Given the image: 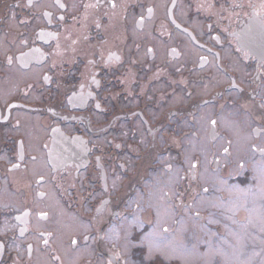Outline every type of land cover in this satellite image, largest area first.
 Segmentation results:
<instances>
[{"label": "flooded vegetation", "instance_id": "af4514ba", "mask_svg": "<svg viewBox=\"0 0 264 264\" xmlns=\"http://www.w3.org/2000/svg\"><path fill=\"white\" fill-rule=\"evenodd\" d=\"M222 160L264 161V0H0V264H186L152 243L193 221L251 253L255 205L237 240L200 206Z\"/></svg>", "mask_w": 264, "mask_h": 264}, {"label": "rangeland", "instance_id": "374dc122", "mask_svg": "<svg viewBox=\"0 0 264 264\" xmlns=\"http://www.w3.org/2000/svg\"><path fill=\"white\" fill-rule=\"evenodd\" d=\"M249 156L252 154H249V151L246 150ZM244 155V154H242ZM223 162L225 160H222L220 163V166H218L217 169L214 170H209V181L208 184L212 189V195H209L207 203L205 204L204 202L200 206H208L209 208V227L212 230V234L215 232V229L212 228L215 227V225L220 222V221H225L229 228H230V235L229 237L232 236L231 239H233L234 236L237 235V229L238 228H232L234 225L237 224V215H241V207H248L250 204L255 205L253 208H251V213L255 215V224H257V229L261 233H264V161L258 160L257 162H254L253 160L250 161H245L243 164H240L236 167L234 160L231 161V165L227 169H221ZM224 170V173H241L242 175H246L245 179H241L239 181L235 182L234 184H228L226 181L222 182L221 187L219 186L220 179L221 177H218L222 171ZM258 173L259 174V180H260V185H259V191L257 192L256 188L252 189L251 188V181L253 179V174L251 175L250 173ZM218 173V174H217ZM243 176V177H244ZM253 181V180H252ZM220 188V190H219ZM223 190L224 192H228L229 198L226 202V200H223L221 197L220 193ZM227 199V197H226ZM229 204L228 207L224 206L226 203ZM15 203V201H14ZM237 203L239 204L237 206ZM169 213V215H171ZM67 217H70L67 218ZM66 219L65 223H63L62 230L63 234L65 237H68L69 235L73 234L76 232V227L74 224V217L73 214H68L67 216L64 215V220ZM69 219V220H67ZM168 222L170 221L167 219ZM194 222V226L192 228V231H187L191 234V237L193 241H197V244L192 245L191 249H188L186 245L184 244H177L175 240L169 241L168 243L163 242L161 245H153V250L157 251L160 250L162 252L167 251L169 252L168 256L169 257H178L183 255V249L186 248L187 250H190L191 252V257L186 258V264H254L252 261L253 258H259V257H264V236H261L259 234H255L254 238L257 242V246H255V249L250 253H247V248L246 246H240L241 243L239 242V245H232V241L227 243L226 245H219L216 241H212V238L208 240V248L207 251H200L199 249V244H200V238L199 234H201L199 231L202 229V226H200L199 223ZM213 222V223H212ZM217 222L216 224H214ZM214 224V225H213ZM226 225V224H225ZM260 225V226H259ZM186 226V227H185ZM185 226L183 224L182 228L180 231L181 237H184V232L188 229H190V225L185 223ZM227 229H225L226 232ZM127 232V233H126ZM129 230L125 231L124 234H129ZM112 238H115L113 235L111 236ZM238 237L236 236L233 240H237ZM222 246L221 249H219ZM173 248V249H172ZM242 248V249H241ZM69 252V251H67ZM244 254H247V257L244 256ZM249 255V257H248ZM239 258L245 259V261L240 260ZM149 258L143 259L140 263L138 261H130V264H148ZM74 263V262H73ZM255 264H264L263 261H258Z\"/></svg>", "mask_w": 264, "mask_h": 264}, {"label": "water", "instance_id": "95a60500", "mask_svg": "<svg viewBox=\"0 0 264 264\" xmlns=\"http://www.w3.org/2000/svg\"><path fill=\"white\" fill-rule=\"evenodd\" d=\"M73 151H75V150H73ZM82 157V156H81Z\"/></svg>", "mask_w": 264, "mask_h": 264}]
</instances>
